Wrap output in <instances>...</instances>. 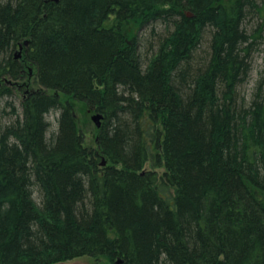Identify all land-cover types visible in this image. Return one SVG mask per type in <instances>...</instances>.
<instances>
[{
    "label": "trees",
    "instance_id": "1",
    "mask_svg": "<svg viewBox=\"0 0 264 264\" xmlns=\"http://www.w3.org/2000/svg\"><path fill=\"white\" fill-rule=\"evenodd\" d=\"M261 45L264 0H0V264H264Z\"/></svg>",
    "mask_w": 264,
    "mask_h": 264
},
{
    "label": "rangeland",
    "instance_id": "2",
    "mask_svg": "<svg viewBox=\"0 0 264 264\" xmlns=\"http://www.w3.org/2000/svg\"><path fill=\"white\" fill-rule=\"evenodd\" d=\"M162 32V31H161ZM19 51H16V55ZM14 55V59L18 60L19 58ZM252 72L248 79V82L244 86L242 90L250 96L256 82L258 79L264 74V45L259 47V51L254 55L253 62H252ZM24 80H22L21 85H25L28 83L27 90H38L39 87L35 83V72L34 70L28 66L24 65L23 69ZM17 103V101H16ZM73 103V102H72ZM74 116L76 119L77 127L83 137L84 145L89 148H96V135H97V127L94 121H92L91 117L95 114H98L94 111V109L88 107L84 103L81 102H74ZM58 114L57 112L51 113L47 116V119L51 123V129H55L56 127V118ZM100 123V120H99ZM68 264H94V261L87 258L76 259L73 261L68 262Z\"/></svg>",
    "mask_w": 264,
    "mask_h": 264
},
{
    "label": "water",
    "instance_id": "3",
    "mask_svg": "<svg viewBox=\"0 0 264 264\" xmlns=\"http://www.w3.org/2000/svg\"><path fill=\"white\" fill-rule=\"evenodd\" d=\"M55 2H57L58 0H53ZM25 46H27V42L24 43ZM19 50L21 51L22 50V47L20 46ZM20 56V54L17 56V58ZM92 121L95 122L96 124V127L99 128L100 127V123H99V120H101V115L100 114H95L91 117ZM102 166L105 165V161L103 160L102 163H101ZM121 262L118 261L117 264H120ZM58 264H68V263H58Z\"/></svg>",
    "mask_w": 264,
    "mask_h": 264
}]
</instances>
